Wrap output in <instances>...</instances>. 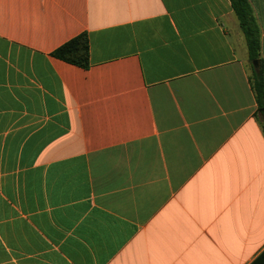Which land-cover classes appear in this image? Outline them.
<instances>
[{
    "label": "crops",
    "instance_id": "crops-1",
    "mask_svg": "<svg viewBox=\"0 0 264 264\" xmlns=\"http://www.w3.org/2000/svg\"><path fill=\"white\" fill-rule=\"evenodd\" d=\"M250 74L230 0H0V264H264Z\"/></svg>",
    "mask_w": 264,
    "mask_h": 264
},
{
    "label": "trees",
    "instance_id": "trees-1",
    "mask_svg": "<svg viewBox=\"0 0 264 264\" xmlns=\"http://www.w3.org/2000/svg\"><path fill=\"white\" fill-rule=\"evenodd\" d=\"M245 38L251 74L250 84L257 103L256 117L264 134V65L260 53V29L248 0H230ZM53 57L71 65L88 69L90 66L89 39L81 34L56 49ZM257 62V66H254Z\"/></svg>",
    "mask_w": 264,
    "mask_h": 264
},
{
    "label": "water",
    "instance_id": "water-1",
    "mask_svg": "<svg viewBox=\"0 0 264 264\" xmlns=\"http://www.w3.org/2000/svg\"><path fill=\"white\" fill-rule=\"evenodd\" d=\"M254 66H257V62H254ZM263 112H264V110H263Z\"/></svg>",
    "mask_w": 264,
    "mask_h": 264
}]
</instances>
